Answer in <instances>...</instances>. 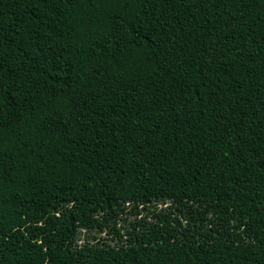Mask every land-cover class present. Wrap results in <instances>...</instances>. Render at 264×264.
Masks as SVG:
<instances>
[{"label":"trees","instance_id":"16d2710c","mask_svg":"<svg viewBox=\"0 0 264 264\" xmlns=\"http://www.w3.org/2000/svg\"><path fill=\"white\" fill-rule=\"evenodd\" d=\"M0 264H264V0H0Z\"/></svg>","mask_w":264,"mask_h":264},{"label":"rangeland","instance_id":"374dc122","mask_svg":"<svg viewBox=\"0 0 264 264\" xmlns=\"http://www.w3.org/2000/svg\"><path fill=\"white\" fill-rule=\"evenodd\" d=\"M155 207H156V210H159V209H161V208H164V206H161V205H159V204H156L155 205ZM143 214V213H142ZM141 214V215H142ZM140 216H137V217H135L134 215H128V216H126L124 219H126V221L125 222H118V225L117 226H119L120 227V225H121V228H122V230H120V232L121 233H123V231H124V229H127V230H129V223H134V220H136V218H139ZM148 220V219H147ZM81 233H80V235H79V240L80 241H78V243L79 244H81L82 242H83V237H84V233H85V231L84 230H81L80 231ZM104 235V233H101L100 234V236H103Z\"/></svg>","mask_w":264,"mask_h":264},{"label":"snow or ice","instance_id":"6c2138e0","mask_svg":"<svg viewBox=\"0 0 264 264\" xmlns=\"http://www.w3.org/2000/svg\"><path fill=\"white\" fill-rule=\"evenodd\" d=\"M54 4H65L67 3V0H53Z\"/></svg>","mask_w":264,"mask_h":264}]
</instances>
